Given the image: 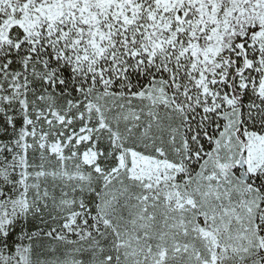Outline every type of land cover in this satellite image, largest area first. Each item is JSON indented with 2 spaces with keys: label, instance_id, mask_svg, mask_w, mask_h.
Masks as SVG:
<instances>
[{
  "label": "rangeland",
  "instance_id": "1",
  "mask_svg": "<svg viewBox=\"0 0 264 264\" xmlns=\"http://www.w3.org/2000/svg\"><path fill=\"white\" fill-rule=\"evenodd\" d=\"M16 29L85 71L119 74L133 57L179 71V93L208 101L227 83L232 97L193 178L186 114L164 79L131 95L106 82L63 116L37 118L16 206L42 225H97L82 241L37 243L33 264H264V210L246 180L264 165V136L240 129L241 91L264 97V0H0V39Z\"/></svg>",
  "mask_w": 264,
  "mask_h": 264
},
{
  "label": "trees",
  "instance_id": "2",
  "mask_svg": "<svg viewBox=\"0 0 264 264\" xmlns=\"http://www.w3.org/2000/svg\"><path fill=\"white\" fill-rule=\"evenodd\" d=\"M24 35L16 29L9 44L0 39V264H33L39 258L33 253L37 243H43L48 237L82 241L97 225V221L90 218L87 230L42 225L31 211L16 206L24 192L22 182L32 171L33 150L29 135L36 119L63 116L67 105L73 107L90 99L91 91L100 90L106 82L113 85L115 92L131 95L157 79H164L171 85L172 77L177 82L182 79L176 69L173 73H167L164 68L148 71L133 57L124 61L119 74L113 65L98 71H85L44 44L28 45L23 41ZM172 86V93L187 119L185 134L189 152L183 166L184 175L193 178L224 128L222 117L229 111L231 87L227 83L213 86L205 101L201 90L190 95L184 91L179 93L184 85L180 84L179 89ZM193 86L197 88L196 83ZM241 97L240 129L264 136V97L251 85L241 91ZM250 182L259 192L262 212L264 165L256 177H250Z\"/></svg>",
  "mask_w": 264,
  "mask_h": 264
},
{
  "label": "water",
  "instance_id": "3",
  "mask_svg": "<svg viewBox=\"0 0 264 264\" xmlns=\"http://www.w3.org/2000/svg\"><path fill=\"white\" fill-rule=\"evenodd\" d=\"M246 180H247V181H250V177H247Z\"/></svg>",
  "mask_w": 264,
  "mask_h": 264
}]
</instances>
